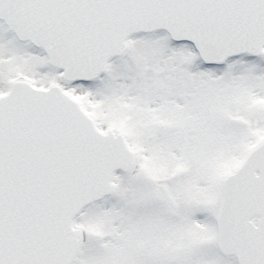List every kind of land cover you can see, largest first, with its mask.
Returning a JSON list of instances; mask_svg holds the SVG:
<instances>
[{
    "label": "snow or ice",
    "instance_id": "1",
    "mask_svg": "<svg viewBox=\"0 0 264 264\" xmlns=\"http://www.w3.org/2000/svg\"><path fill=\"white\" fill-rule=\"evenodd\" d=\"M0 264H264V0H0Z\"/></svg>",
    "mask_w": 264,
    "mask_h": 264
}]
</instances>
